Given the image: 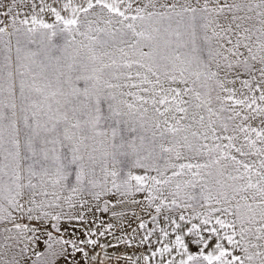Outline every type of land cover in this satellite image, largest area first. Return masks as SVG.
Here are the masks:
<instances>
[{
  "label": "snow or ice",
  "instance_id": "6c2138e0",
  "mask_svg": "<svg viewBox=\"0 0 264 264\" xmlns=\"http://www.w3.org/2000/svg\"><path fill=\"white\" fill-rule=\"evenodd\" d=\"M25 3L0 0V264L75 198L138 194L177 233L163 264H264V0ZM46 237L33 264L88 255Z\"/></svg>",
  "mask_w": 264,
  "mask_h": 264
},
{
  "label": "rangeland",
  "instance_id": "374dc122",
  "mask_svg": "<svg viewBox=\"0 0 264 264\" xmlns=\"http://www.w3.org/2000/svg\"><path fill=\"white\" fill-rule=\"evenodd\" d=\"M35 2L39 4V0H35ZM63 2L64 0H45V3L52 4L58 9ZM2 3L6 6L10 3V0H2ZM21 7L23 9L21 17H23L24 12H30V0H26L25 5ZM3 11L4 8L0 7V12ZM62 15H67V13L62 11ZM41 16L47 22L54 20V17L49 13H42ZM0 21H2L0 27L7 26L8 31H12L9 18L0 15ZM4 39L7 40L9 37ZM11 40L13 46L12 56L15 59V36L11 37ZM31 47L35 49L36 46L33 45ZM3 55V45L0 44V64L3 63ZM65 195H68V193H65ZM83 199L88 200V203L83 206L79 203V198L74 199V208L69 209L65 205L63 209L64 215L57 222L60 229L59 232L52 229L50 223L32 222L41 229L37 233L40 237L37 244L35 246L30 244L29 251L19 255L17 254L22 245L9 248L7 254L4 255V259L9 260L15 256L20 261V264H33L37 260L35 253L43 252L45 249L43 241L47 238V231H52L54 236L74 241L78 247L83 248L88 253L87 257H85L83 253H74L71 244L65 245L66 253L57 260V264H163L169 259L175 258L176 261H179L181 258L174 245L177 233L173 232L172 226L164 219L166 213L162 212L158 215L154 207H147L142 195L138 194L135 197V199L140 201L139 204L131 203V198L126 199L123 204H118L115 198L110 197H102L100 200H95L84 196ZM105 200L109 201V211L107 212L103 211ZM113 212L122 214L114 216ZM80 216L83 219H80ZM153 216H156L155 220L152 219ZM141 222L144 224L143 228L140 227ZM109 225H111V228L108 227ZM161 229L167 231L169 235L167 237L163 236ZM101 232L104 234L100 235ZM149 233L151 234L149 235ZM145 237H147L146 240ZM88 239L95 240L97 243L94 245L81 243V241ZM188 239L186 237V241ZM166 244L172 248V251L161 255L157 252V249L163 248ZM224 244L226 247H230L226 241H224ZM197 250L195 245H190V251L195 252ZM153 252H156L154 257L151 255ZM145 256L149 257L147 262L144 260ZM39 264H43V261H40Z\"/></svg>",
  "mask_w": 264,
  "mask_h": 264
}]
</instances>
